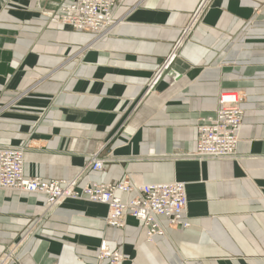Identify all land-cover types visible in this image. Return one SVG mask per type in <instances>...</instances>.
Instances as JSON below:
<instances>
[{
    "label": "crops",
    "instance_id": "obj_1",
    "mask_svg": "<svg viewBox=\"0 0 264 264\" xmlns=\"http://www.w3.org/2000/svg\"><path fill=\"white\" fill-rule=\"evenodd\" d=\"M68 1L0 0V143L26 145L27 176L78 188L185 182L190 226L148 242L130 216L107 225L105 205L47 211L43 194L0 188V254L21 240L8 264H99L106 242L120 264H264V0H208L185 36L203 0H124L102 40L57 22ZM220 91L242 96L236 157L188 158Z\"/></svg>",
    "mask_w": 264,
    "mask_h": 264
},
{
    "label": "built area",
    "instance_id": "obj_2",
    "mask_svg": "<svg viewBox=\"0 0 264 264\" xmlns=\"http://www.w3.org/2000/svg\"><path fill=\"white\" fill-rule=\"evenodd\" d=\"M124 0H70L57 12L58 23L74 30L91 32L96 40L109 36L116 23L114 10ZM209 4L203 0L188 24L183 28L184 36L194 27ZM178 42L176 48L180 45ZM173 56H171L172 58ZM171 58L154 74L147 84L143 96L149 94L154 84L169 68ZM177 78V75L175 76ZM142 99V98H141ZM242 96L237 92L220 91L214 117L202 118L195 124V149L186 154L196 160L224 159L236 157L239 129L243 110L240 107ZM26 145L0 143V188L25 193H38L46 196L47 211L55 208L66 199L85 200L105 205L107 214L104 222L118 228L126 225L127 216L137 220L145 229L146 241L155 242L166 236V228H187L190 226L186 215V183L172 181L166 183L137 182L132 177L115 183H92L81 188L73 180H43L37 176H27L24 172ZM107 163L97 154L89 157L86 167L100 171ZM135 193L134 196L132 194ZM164 219L165 223L162 221ZM21 240L0 254V264H8L15 259V252ZM125 260L118 250H111L102 242L97 251V262L120 264Z\"/></svg>",
    "mask_w": 264,
    "mask_h": 264
}]
</instances>
